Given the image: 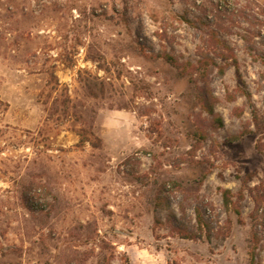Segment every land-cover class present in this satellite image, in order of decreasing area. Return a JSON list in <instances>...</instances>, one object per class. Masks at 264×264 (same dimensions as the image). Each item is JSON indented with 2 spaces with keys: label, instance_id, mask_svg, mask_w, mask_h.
<instances>
[{
  "label": "rangeland",
  "instance_id": "rangeland-1",
  "mask_svg": "<svg viewBox=\"0 0 264 264\" xmlns=\"http://www.w3.org/2000/svg\"><path fill=\"white\" fill-rule=\"evenodd\" d=\"M261 9L0 0V264H264Z\"/></svg>",
  "mask_w": 264,
  "mask_h": 264
},
{
  "label": "trees",
  "instance_id": "trees-1",
  "mask_svg": "<svg viewBox=\"0 0 264 264\" xmlns=\"http://www.w3.org/2000/svg\"><path fill=\"white\" fill-rule=\"evenodd\" d=\"M257 14H259V16H264V9H261ZM253 24H255L256 26H258L259 28L261 27H264V20L261 19L260 17H257V16H254V21L252 22ZM258 36H259V45L261 46L263 52H262V57L264 58V35L260 34L258 32ZM160 56H163L167 61H170L172 63H174L176 66H179L177 63H175V59L173 57H171V55L169 54H166V53H163L162 55ZM207 57V56H206ZM203 60V59H202ZM206 61L202 62L200 61V63H203L202 65H204V70L202 72V77H205L207 76V73H208V66L210 64H215L214 60L209 58V59H204ZM264 61V59H263ZM219 74H222V69H220L219 71ZM208 93H206V91H203L201 89L200 91V101H204L205 96H207ZM263 102H264V97H263ZM204 108L206 109V111L213 115V127L214 129H217L219 127H221L223 125V119L218 116V115H215V113L213 112V108L211 107V105H205L204 104ZM224 192H228V191H224ZM157 203H156V206L157 207H160V208H164V209H169V199H168V196L165 195V194H160L157 198ZM227 197H225L224 199V204L227 205ZM167 220L169 221V223L171 224L172 228L178 232V234L182 237H187V238H192L194 235L186 228V226L184 225V223L182 222V220L180 218H178L174 213H169L168 216H167Z\"/></svg>",
  "mask_w": 264,
  "mask_h": 264
}]
</instances>
